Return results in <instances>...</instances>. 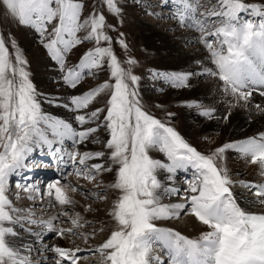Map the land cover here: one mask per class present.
Instances as JSON below:
<instances>
[{
	"label": "snow or ice",
	"instance_id": "6c2138e0",
	"mask_svg": "<svg viewBox=\"0 0 264 264\" xmlns=\"http://www.w3.org/2000/svg\"><path fill=\"white\" fill-rule=\"evenodd\" d=\"M171 4L172 18L181 27L195 29L199 42L209 53L214 66L203 68L197 75H208L221 82L225 96H231L230 109L247 105L254 92L264 97V3L250 4L246 0H163ZM109 13L119 16L121 8L116 0H100ZM210 4V6H207ZM9 16L19 25L31 27L40 34L43 47L62 73L66 87L76 89L85 76L95 77L107 65L109 80L83 93L68 97L63 106L76 113L79 130L63 119L42 110L39 95L30 79L27 60L9 33H0V264H33L31 248L17 244L18 232L13 225H39L59 238L66 235L82 238L87 244L107 225L86 231L93 223L79 211L69 214L76 204L70 193L81 192L85 198L107 200V196L90 193L72 184L68 175L93 181L98 175L115 173L106 187L117 195L107 213L113 222L106 239L95 247H63L52 245L54 264H81L88 255L99 254L101 264H264V211L253 212L242 207L234 192L235 185L249 190L254 199L249 204L264 209V182L234 181L223 166L227 151H235L240 158L256 165L264 178V133L224 143L208 154L190 145L173 127L150 115L140 103L136 87L140 77L132 67L137 63L128 58L121 61L112 48V37L102 12L95 6L83 16L84 0H0ZM159 15V13H152ZM242 14H247V18ZM83 32L81 36L79 33ZM123 33L117 42L125 50ZM94 42L69 67L67 57L77 46ZM102 42L107 46H101ZM11 49V50H10ZM127 65V67L123 66ZM173 88L189 86L192 73L154 72ZM107 93L104 107L90 106ZM55 103V101H48ZM187 107L198 108L199 114L212 119L215 109L196 102ZM256 109L264 112L257 104ZM172 116V113L168 114ZM230 115V112H229ZM102 117V119H101ZM223 119L227 121L228 116ZM95 126H90V125ZM103 128L108 134L101 141L92 137ZM71 141L72 148L64 147ZM88 142L102 144V150H80ZM47 148L57 178L44 184H20L16 187L24 198L42 200L47 197L49 207L59 206L57 214L36 219L30 207L17 208L9 198L10 177L19 176L37 149ZM158 150L167 162L154 159L150 152ZM46 167L48 165H45ZM70 167L71 172L65 170ZM193 171L183 190L174 184L178 170ZM168 173L170 183L165 186L159 178ZM42 183V182H41ZM20 192L16 199H21ZM165 196L177 197L178 202L163 203ZM96 211L84 205V213ZM191 215L207 230L194 238L172 228L157 226L156 221L179 219ZM66 217L71 227L54 224ZM37 237L41 233H33ZM159 247L161 256L155 255ZM46 259V258H45Z\"/></svg>",
	"mask_w": 264,
	"mask_h": 264
},
{
	"label": "rangeland",
	"instance_id": "374dc122",
	"mask_svg": "<svg viewBox=\"0 0 264 264\" xmlns=\"http://www.w3.org/2000/svg\"><path fill=\"white\" fill-rule=\"evenodd\" d=\"M211 2L214 3L215 0H211ZM116 3L121 8V13L119 16L109 13L107 8L100 3V0H84L85 8H84L83 16L85 17L88 16V14L92 12L93 7L95 6L97 12H102L103 15H105L107 24L113 26L112 28L107 29V34L110 37H112V48L118 59L121 61H126L130 57L136 60L137 63L132 67V71L135 75L140 77L139 83L136 87L138 88L139 91V99L141 105L143 106V109L147 111L150 115L173 127L190 145L195 147L201 153L208 154L211 151H213L215 148L222 146L224 143L236 141L237 139L228 137L227 134L225 136V133H223L224 131L222 130L221 126L217 127L216 129L207 130L204 134L198 136L197 138H194L193 136H189V134L185 132V129L182 128V126L180 125V121H182L181 119H183L186 110L192 111L195 114L197 113L199 114L200 111L198 108L195 107L192 108L187 107V103L193 101L196 102L197 104L200 103L194 98L175 99L174 97L177 96L178 94L177 92L183 90V88H173L169 84L165 83L163 79L159 77H154L153 75L154 72H160V73H174V72L178 73V72L175 71V69L173 68L166 67V65H168L165 62L167 59H165L163 62H153L149 60L148 55L150 54L151 51L149 49H146V46H144L143 38L140 35V31H141L140 28L152 27L162 34L166 33L170 35V38L177 39L179 41L180 47L185 51L190 50V48L193 47L196 43L198 44L200 34L193 28L181 27L180 23L176 19L172 18L173 9L170 7L172 5L170 3L167 5L161 4L163 3V0H116ZM201 3H205V0H201ZM246 3L258 4V3H264V0H246ZM207 6H210V4H208ZM152 13H159V15H153ZM242 15H244V17L247 18V14H242ZM168 22L172 24L167 26V24H169ZM176 32L178 33V35L182 34V37H184V39H178L177 37H175L174 34H176ZM0 33H3L6 39L8 38L10 33L11 37L16 40L17 45L21 50V52L23 53L24 58L27 60L28 62L27 70L30 72V79L33 85L35 86L37 93L40 94L39 99L41 102L42 110L47 114H50L54 117L63 119L71 123L74 128H77L79 130L81 126L78 125L74 119L76 113L70 112L65 107L57 106V105L68 104L69 103L68 97L83 93L84 91H87L92 87H95L99 83L105 80H109L107 65L105 64L104 68L95 77H89V76L84 77L83 81L79 86L87 85L89 87L88 89L75 91L79 86L76 89H72L64 85L61 79L62 73L59 69V66L55 61H53L49 57L47 50L43 47L40 34L37 33L31 27L19 25L16 22V20H14L11 16L7 14L6 9L2 5H0ZM121 33L124 34L122 39H124L125 43L127 44L126 50L123 47H121V45L117 42V38H120ZM79 35L83 36L84 33L81 32L79 33ZM24 36L32 37L31 41L30 42H28L27 40L24 41L23 39H26ZM93 46H94V42H86L74 48L67 57L68 66L71 67L75 65L79 61L80 56L83 54V52L89 48H92ZM101 46H107V45L104 44V42H102ZM202 48L203 51H205V53L207 54V59H208L209 53L207 52V50L204 48L203 45ZM140 51H142L143 53ZM39 56L44 58V60H47V65L44 64L45 66H40L38 64L39 63L38 59L36 61L34 58H38ZM208 61L211 67H214L209 59ZM123 66L127 67V65H123ZM49 72H52L53 74H49ZM201 72H202L201 70L191 71L192 75L195 76L194 79L197 80L198 82H204L207 79L214 78L206 74L197 75V73H201ZM38 74H40V77L42 79L41 78L39 79L37 77ZM91 80L92 81L98 80V82L99 81L100 82L93 85V82L91 83ZM217 81L221 84V82L218 79H216L217 85H220ZM185 88L186 87H184V89ZM220 89L222 90L221 86ZM168 90L173 91V93L168 96V99L163 100L161 96H165V93ZM148 94L151 96L150 97L147 96ZM50 100L55 101V103H49L48 101ZM106 100H107V93L102 94L98 98V101L95 104L90 106L89 109L83 111H91L96 107H104ZM252 107L253 106L251 105L247 106L248 109ZM217 111L218 110L214 111V116L212 119L222 117L221 112L218 111L219 112L218 113ZM169 113H172L173 115L169 116L168 115ZM255 114L256 111L251 113V115L253 116ZM220 119L223 120V118ZM204 120L208 121L211 119L204 117ZM90 126H95V125L93 124ZM206 133H210L211 135L218 137L224 134V138L218 144L214 146H210V144H208L209 139L207 138ZM107 136L108 134L105 132V130L103 128H100L92 138L93 139L99 138L101 141H104L107 139ZM248 137H253V135H250ZM64 147L67 148L68 150H71L72 148L71 141H66ZM44 149L47 148L45 147ZM80 150L81 151L102 150V144H93L91 142H88L86 145H81ZM41 151L42 149H37L31 155L28 161L31 169L30 171L28 172L25 171L23 175L10 177L9 192H8L9 198L12 200L13 204L17 208H26V207L33 208L32 211H34L35 214L34 218L36 219H39L41 217L44 218V216H47L46 209L44 207H41L39 202L42 199L39 200L40 198L39 196H37L35 200H28L24 198V193L20 192V190L16 187V184L17 182H19L20 184L40 183L41 191H43L44 184H46V182L57 178V172L53 171V167L52 165H50L51 157L48 155L47 152L46 155H42ZM233 152L235 151L229 150L226 152L225 159L221 161L223 166H225L226 157H228L229 155L232 156L234 154ZM150 155L154 159H159L162 162H167V158L164 156L163 153L159 152L158 150H152L150 152ZM43 158H50V159L46 161V159ZM241 162H243V160H241ZM45 165L48 166L46 167ZM36 169L41 170L42 172L38 177H36L38 175L37 174L38 171H35ZM65 171L71 172V168L68 167ZM183 171L184 172L176 174L174 180V183L178 184V187L181 188L182 190L187 187L186 181L191 180L193 178L194 170L189 168L188 170L186 171L183 170ZM35 172L37 173L35 174ZM229 175H232L231 171L229 172ZM114 176H115L114 172L104 173L102 175H98L96 179L91 182L86 181L84 179H77V177H75L74 175L67 176V180L72 184L82 186L83 189L88 190L90 193H96L99 196H107V200H97L94 198L86 199L85 195H82L81 192L79 191L76 193H70L75 201H77L78 199L82 201V203H80L81 208L79 210H77L78 209L77 205L79 203L76 204L75 209L71 207L68 208L67 210L69 211V214H71L72 211L75 210L81 212L83 215L84 214L88 215L89 218L88 217L87 218L93 220V223L87 227L86 231H91L93 228L99 229L102 226L100 222H103V224L107 225L105 231L97 232L95 237L90 238L88 240L87 244L82 238H79L77 236H71V237L68 236V238L70 239L69 242L70 245L73 246V244L75 245L80 243L79 246L82 248L95 247L96 245H98L104 239L107 238L110 230L114 226L113 222L108 217L107 213L110 209L112 200L115 198L117 194L108 190L106 186L113 182ZM239 176L242 177V179H238L237 181L245 180V181L257 182L256 176L254 179H246V176H248L246 173L239 174ZM260 182H264V181L261 180ZM240 189L241 190L243 189V192L244 194H246L247 197H250L252 195V193L249 190L244 189L242 187ZM18 192H20L21 195V199L19 200L16 199V194ZM176 199L178 198L176 197ZM169 200L170 197L165 196L162 202L169 203ZM84 205H91L92 208L95 209L96 211L84 213ZM38 209H41L40 210L41 213L35 212L38 211ZM47 209H55L56 211L55 214H57L60 211L59 206L57 207L48 206ZM183 215L184 214H182L180 218L177 220L178 222L181 223L183 221ZM101 216L102 218L103 216H107L108 217L107 222L100 221L102 219ZM53 223L57 224L59 227H64V228L71 227L70 222L67 220L66 217L63 216H60L59 220L53 221ZM13 227L14 230L18 232V234L26 233L25 235L27 234L29 235L30 233L26 231V229L28 228H31L33 233H41L40 241L39 240L35 241L34 245L36 247L48 246L49 249L48 248L47 249L49 251L52 245H57L55 244L56 240H61L62 242H65L67 239V235L64 238H59L52 232H48L47 234L42 235L43 228L41 226L30 225L27 224L26 222L22 226L13 225ZM201 230L205 231L207 229L205 226L202 225ZM47 249H44L43 252L48 251ZM38 252L42 253V250H39ZM154 254L161 256L162 259L164 260H167V257L162 254V251L159 247H157L154 250ZM36 259L37 258H34V260ZM47 259L48 261H45L43 263H40L38 261L35 264H54V262L50 263L49 259L55 260L56 256L52 252V256H47L46 260ZM81 262H85L86 264H101V257L99 256V254L88 255L87 258L82 259Z\"/></svg>",
	"mask_w": 264,
	"mask_h": 264
},
{
	"label": "bare ground",
	"instance_id": "6f19581e",
	"mask_svg": "<svg viewBox=\"0 0 264 264\" xmlns=\"http://www.w3.org/2000/svg\"><path fill=\"white\" fill-rule=\"evenodd\" d=\"M171 24L172 23H169L167 24V26ZM140 30H141L140 35L143 38L144 46H146V49H149L151 51L150 54L148 55L149 60L153 62H163L165 59H167L165 62L168 65H166V67L173 68L178 73H191V71H200V70L203 71V68L205 67L212 68L207 59V54L205 53V51H203L202 45L199 42L198 44L196 43L193 47H191L190 50L185 51L184 49L180 47L179 41L177 39L170 38V35L166 33L162 34L152 27L151 28L141 27ZM174 35L178 39H184V37H182V34L178 35V33L176 32V34ZM24 37L26 38V39H23L24 41L26 40L28 42L31 41L32 37H27V36H24ZM34 59L36 61L38 59L39 61L38 64L40 66L47 65V60H44V58L40 56ZM49 74H53V73L49 72ZM37 77L40 79L41 78L40 74H38ZM194 77H195L194 75L190 76V79L188 81L189 86L177 92L178 94L174 98L175 99L194 98L200 103V105H203L204 107L215 109V111L218 110L219 112H221L222 117L220 118H223L224 116L227 115L228 119L227 121H225L224 119L222 120L220 118H216L218 117L216 116L215 117L216 119H211V120L206 121L204 120V116H201L198 113L195 114L192 111L186 110V113L184 114L183 119H181L182 121H180V125L182 126V128L185 129V132L189 134V136H193L194 138H197L198 136L204 134L207 130L216 129L217 127H220V126L222 130L224 131L223 133H225V136L227 134L228 137H231L237 140L246 139V137L250 135L257 136L259 133H264V112L258 111L255 107L257 104H259L261 108H264V97L260 96L258 92L253 93L251 102L248 104V105L253 106L252 108L248 109L247 107L239 106V107L230 109V103L234 102L233 98L231 96H225V94L220 89L221 84L217 81L220 84V85H217L215 78L207 79L204 82H198L197 80L194 79ZM92 82H93V85H95L96 83H99L100 81L98 82V80L97 81L91 80V83ZM88 88L89 87L87 85L86 86L81 85L75 91L85 90ZM261 90H264V89H261ZM172 93L173 91L168 90L165 93V96H161V98L163 100L168 99V96L171 95ZM147 96L150 97L151 95L148 94ZM254 111H256V114L253 116L251 115V113H253ZM229 112H230V115H229ZM206 134H207V138L209 139L208 144H210V146H214L218 144L224 138V134L221 135L220 137L213 136L210 133H206ZM41 152H42V155H46V152L48 153V150L43 148ZM233 153L234 154L232 156L229 155L228 157H226L225 166L226 168L229 169V172L231 171L232 175H230V177L234 181H237L238 179H242V177L239 176V174H242V173L243 174L246 173L248 175L246 176V179H254L256 176L257 182H260L261 180L264 181V178H262L259 175L258 168L256 165L250 164L247 159L240 158L236 152H233ZM43 159H46V161H48L50 158H43ZM241 160H243V162H241ZM30 170H31L30 168L22 169L20 172V175H23L25 171L28 172ZM35 171H38V173L35 172V174L36 173L38 174L36 177L40 176V174L42 173L41 170H38V169H36ZM181 172H184V171L179 170L178 173L176 174H179ZM167 175L168 173L164 171H161L159 174V178L161 179V181L164 183L165 186H168L171 183L167 181L166 179ZM174 184L175 186L178 187V184L176 183ZM240 188L241 187H239L238 184L235 185L234 192L239 197L238 202L241 204L242 207H245L248 210L253 211V212L264 211V209L260 208L259 205L249 204L248 201L245 199V197H247L246 194H244L243 189L241 190ZM247 198L254 199L253 195ZM40 199L41 198H39V200ZM77 201L79 203L78 204L79 206L77 205L78 207L77 210H79L81 208L80 203H82V201L78 199ZM39 202H40L41 207H44L47 211L46 212L47 216H44L43 219H47L49 216L55 214L56 212L55 209H47L49 206L47 197H45L43 200ZM170 202H178V199H176V197H170L169 203ZM40 210L41 209H38V211H35V212L41 213ZM84 215L89 218L88 215L86 214ZM102 219L101 220L99 219V220L107 222L108 217L103 216ZM177 220L178 219H173L172 221L159 220V221H156V223H157V226L159 227L172 228V229H175L176 231H179L183 235H186L192 238L197 236L199 232L202 231L201 230L202 225L198 221H196L195 218L192 217L191 215L184 214L183 221L181 223L178 222ZM47 233L48 232L44 230L42 231V235L47 234ZM25 234L19 233L18 237L15 238V240L17 244H23V245H26L28 248L32 249L30 255H31V259L33 260V264L37 263L38 261L40 263L48 261V259L46 260L45 258L47 256H52V251L48 250L49 249L48 246L47 247L46 246L36 247L34 245V242L38 240L40 241V237H37L36 235H33V234H29V235L28 234L25 235ZM69 242H70V239L67 236V239L65 242H62L61 240H56L55 244H57L58 246L72 247V248L79 246L80 244V243L75 244V245L73 244L72 246L69 244ZM44 249H47L48 251L43 252ZM39 250H42V253H39L38 252ZM34 258H37V259L34 260ZM49 262L50 263L54 262V260L49 259ZM81 264H86V263L81 262Z\"/></svg>",
	"mask_w": 264,
	"mask_h": 264
}]
</instances>
